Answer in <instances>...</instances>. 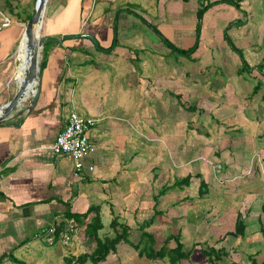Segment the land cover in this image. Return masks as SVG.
I'll return each mask as SVG.
<instances>
[{
    "label": "crops",
    "instance_id": "1",
    "mask_svg": "<svg viewBox=\"0 0 264 264\" xmlns=\"http://www.w3.org/2000/svg\"><path fill=\"white\" fill-rule=\"evenodd\" d=\"M157 1L158 18L150 16L142 6L137 10L131 0L124 4L123 0L49 1L42 35L56 40L46 42L41 55L44 65L38 103L32 113L0 127V264H60L59 255L76 264L75 259L87 253L81 254L79 233L66 256L59 238L53 245L46 242L45 230L54 226L58 230L61 224L66 229L77 223L68 218L70 214L83 215L91 207L100 208L102 222L106 216L112 217L111 222L117 217L121 224L128 225L132 241L131 232L154 215L155 197L167 188L158 198V210L172 217L180 209L186 226L191 219L199 223L210 205L209 175L214 166L210 158L217 154L223 173H218L222 176L220 195L224 197L227 189H236L231 193L235 195L243 187L239 194L249 201V206L245 213L243 207L227 209L218 204L214 207L216 224L235 228L241 215L245 235L233 237L240 241L248 238L251 227L262 231L261 219L254 222L256 211H251L264 207L259 205L260 194L253 188L258 179L252 173L247 182L244 174L258 161V148L264 144L260 138L264 133V74L242 71L243 58L230 45L228 35L233 32L247 51L245 61L250 68H256V51L252 49L264 46V0H232L240 4V10L226 0H192L197 1V17L204 5L213 7L203 16L200 41L204 31L206 38L187 56H191L192 63L183 70L166 62L165 56L172 52L165 41L172 43L170 38L177 34L178 20L191 1ZM98 4L102 12L93 18L87 11L96 13L94 6ZM12 6L0 0V14L12 19V25L0 33V106L16 94L18 52L28 24V17L17 12L16 3ZM222 10L226 14L220 13ZM251 18L258 25L253 33L249 28ZM142 20L152 27L157 25L162 33L156 28L152 31ZM239 20L241 24L237 26ZM209 25L218 27L224 39L216 41L210 36ZM256 34L257 45L252 48V42L244 36L251 40ZM66 35H91L99 47L89 38L60 39ZM188 35H193L192 29H179L181 44ZM203 59L206 68L222 70L223 86L213 90V85L201 77ZM259 82L262 88L255 94ZM72 113L97 121L90 132L95 150L86 157L85 169L78 177L74 175L72 159L66 155L57 158L51 149ZM18 123L22 125H12ZM212 148L216 150L211 155ZM195 151L200 155L196 163L199 172L193 166ZM260 158L264 163V154ZM236 167L244 171L235 177H241L243 182L237 179L235 184L229 177L232 174L224 171ZM189 175V186H174ZM201 180L207 183L208 193L197 201L203 212L195 214L191 210L197 205L189 207L192 201L178 205L174 199L181 192L185 194L182 199L188 201V197L192 198L190 190L199 193ZM246 182L248 188L244 187ZM163 204L169 207L162 210ZM94 216L92 213L82 218L80 225L87 227ZM103 225L106 227L104 222ZM191 226L194 224L188 227ZM120 244L116 253L100 264L118 256ZM263 251L249 253L247 264Z\"/></svg>",
    "mask_w": 264,
    "mask_h": 264
},
{
    "label": "rangeland",
    "instance_id": "2",
    "mask_svg": "<svg viewBox=\"0 0 264 264\" xmlns=\"http://www.w3.org/2000/svg\"><path fill=\"white\" fill-rule=\"evenodd\" d=\"M4 2L7 1L8 4L14 5L16 3L17 6V12L20 14V16L22 17H29L32 15V12L34 10L35 7V3L37 0H3ZM56 2V0H53ZM123 0V4H124ZM132 3H134L135 8L138 10L140 9V7L142 6V8L146 9V12L150 15L153 16L155 18L160 17L159 14V8H158V1L157 0H131ZM187 5H185V11L183 12V14L181 15V20H178L179 24H178V31L179 29H183V30H189L192 29L193 30V35H188V39L184 40V43L181 44L179 39H178V31L177 34L175 35V37H173L172 39L170 38L171 42L173 43V45L176 48H180V49H188L189 48H193L195 45H199V43L205 40L206 36L204 35L205 31L203 32V37L202 40L200 41L201 38V32H202V26H203V19L199 22V19L197 17V8H195V5H197V1H192ZM55 2H53L52 6L55 4ZM122 4V3H121ZM206 4V3H205ZM229 4V3H228ZM92 5V3H91ZM231 5V4H230ZM201 6V5H200ZM205 6V5H204ZM212 6V5H211ZM213 7V6H212ZM13 8V6H12ZM91 8V7H90ZM200 9V8H199ZM94 10L96 13H94V11H90L88 10V14H92L91 16H93V18H95L96 16L98 17L100 15V13L102 12V7L100 6V4L97 5V7L94 6ZM86 12V10H85ZM215 12L219 13V9H215ZM227 11L222 10L220 11V13L222 14H226ZM244 16H246L245 13H243ZM11 17V16H10ZM254 17V16H253ZM252 17V18H253ZM0 18H1V14H0ZM117 15L115 20L117 19ZM137 18V17H136ZM250 18V16H249ZM250 19L249 20V28L251 30V32H255L258 29V25H257V20L255 19ZM243 19V18H242ZM143 22L145 20H142ZM247 21V20H246ZM147 23L148 22H144ZM246 24V22H244ZM143 24V23H142ZM200 24V29H199V37H198V33H197V26H199ZM237 26H239L240 20L236 22ZM146 25V24H145ZM150 29L156 30L157 29V25H155V27H152L150 24H148ZM208 25V24H206ZM27 26V24H26ZM212 26V29H210V32L212 33L214 39L217 41H219V39H224L223 38V34L222 32L219 30L218 27H213V25H209ZM145 28H147L148 26H144ZM156 28V29H155ZM8 29V28H7ZM5 29V30H7ZM130 29L132 30L133 27H130ZM142 29V27H141ZM4 30V31H5ZM158 31H160L159 29H157ZM150 31V30H148ZM161 32V31H160ZM227 33V31H225ZM162 33V32H161ZM181 33V32H179ZM231 40V42L235 45L236 48H238V50H240V52L243 54L244 59L247 61V51H245V49L242 46V43L237 41V37H235L232 34L229 33L228 35ZM247 36L249 37V34H247ZM256 36L257 34L251 39L249 40V38H246V36H244V38L247 41H251V47L253 48L255 45H257V40H256ZM191 37V38H189ZM220 37V38H219ZM199 41V43L197 44V42ZM255 44V45H254ZM214 47V46H213ZM254 51H256L255 56L256 59L255 61H257V67L256 68H251V71L254 72H258L261 74H264V46L263 45H259L257 46V48L252 49ZM172 54L170 56H165L166 62L171 63L172 65H177L179 67V70H183L185 69L186 65H189L190 63H192V61L190 60V57L184 56L182 54H179L178 52L174 51L173 49H171ZM239 54V53H238ZM240 56V54H239ZM240 59V58H239ZM17 66H19V63L17 64ZM141 67V65H139ZM196 66L198 67V65L196 64ZM200 66H203V68L201 69L202 71H199L200 74L202 75L201 77L204 78L206 81H209L212 85H213V90L217 89L219 86H223L224 82H225V78L222 75V70L218 69V68H206V63L204 62V59L202 60V63L200 64ZM184 67V68H183ZM247 69V68H246ZM17 70V69H16ZM17 72H15L16 75ZM15 84L16 80H15ZM263 91V89H262ZM264 93V92H261ZM80 115V114H79ZM260 138L262 139V143H264V133L263 136H260ZM213 150L215 151L216 149L212 148L211 149V155ZM258 151L260 153H258V161L254 164H252L251 170L246 172L244 175H246L245 178H248L246 181L250 182V176L252 173H254V175L256 176V179H258V184H253V188L256 190V192H258L260 194V196L258 198H260V202L259 205L261 206V204H263L264 206V163L261 162V158L260 155L264 154V144L261 145L258 148ZM216 153V152H215ZM195 156L193 154L195 163L193 164L194 169L196 170V172H199V169L196 167V163H198V157L200 155L197 151H195ZM219 158V154L214 155L213 158H210V161L212 162V164L214 166L210 167V182H211V189H209L211 197L209 198V207L206 206V209L208 208V210H204L205 214V218L200 221L199 223H197V220L193 221L192 219L190 220L191 222H196V223H188V226L193 225L191 227L186 226V222L185 220H183V216L182 215V211L180 209H177L176 212H173L172 217L169 215L164 214V217L162 216H158L156 218V226H153L149 229H147V231L154 233L156 239H157V244L156 247H158V249L160 247H162L164 245V242L166 240V238L170 235V234H177L179 232H181V241L182 243L185 245V250L191 253V258L189 259H185L182 260L180 263L178 264H247V262H249L248 256H250L249 253L254 254L258 249L260 250H264V207H257V208H252V212L255 210L256 213L254 215V222H256L257 219H261V223L263 226V228L261 227L262 231H259L256 229H254V227H251L249 229V232L251 231V234H248V238H244L242 241L240 240H236L235 238H233V236H229L228 233L230 232H234L235 228L234 226L232 227H219L216 222H217V211L214 209V207H217L218 204H222L224 207H228L227 209H230L229 207H243V211H246V208L249 206V201H244V196L241 198V194H239L241 192V189L243 187H241V189H239L237 191V194L233 195L231 193L235 192L236 189L233 191L229 189L228 190V195L224 196L220 195V189L221 186V181H222V176H219L218 173L220 175H222V171L219 169V165L222 162L217 161ZM200 160V159H199ZM191 164V166H192ZM247 165H244L243 168H245ZM247 169V168H245ZM256 171H255V170ZM248 170V169H247ZM244 170H240L239 167L236 168H231L229 170L224 171L225 173H229L232 174L229 177H231L232 182L233 183H237L238 180L237 179H241V177H237L235 178L238 174V172L242 173ZM250 172V173H249ZM253 175V174H252ZM253 180V178L251 179ZM243 182V180H242ZM245 183L244 187L249 186L248 183ZM188 194L191 196L192 198L188 197V201L183 200L182 198L184 197L185 194H182L181 192H179V194L177 195V197L174 199V201H178V205H181V203L184 202V204H188L187 202H191L189 204V207H192L194 205H197L195 207H192L193 212H195V214H198L202 211V206L200 205L201 202H197L199 199H201L202 197L200 196V194L197 192V190L193 191L190 190V192H188ZM238 195V196H237ZM159 196V195H158ZM161 198V196H160ZM190 199V200H189ZM219 200H221L220 202H218ZM238 203V204H237ZM243 203V204H242ZM169 207V204L166 205H162V210L165 208ZM167 212V211H166ZM163 212V213H166ZM169 212V211H168ZM209 212H212V215H209ZM246 213V212H245ZM189 215H193V213H189ZM249 215V213H248ZM153 217V216H152ZM151 217V218H152ZM233 217H235V213H232V220ZM150 218V219H151ZM185 218V216H184ZM112 217H104L103 222L106 225V227L100 232V237L102 239H105L107 237H113L114 236V231L113 229H111L109 227V224L111 223ZM148 220V219H147ZM229 231V232H228ZM255 231V232H254ZM248 232V231H247ZM262 232L261 234H258ZM78 233L80 235V237L82 238V247H81V254L84 253L85 251L88 253L90 251H94L95 249V241L91 238L88 237V235L86 234V227L84 225H80L79 226V230ZM141 234L142 231L140 229H138L137 227L133 229V231L131 232V239L133 242H138V240L141 238ZM78 236V235H77ZM140 241V240H139ZM73 243L70 246H65L62 243V251L64 252V255L68 256V249L73 247ZM175 247V242L172 241L169 244V248H173ZM213 248V250L215 251H219V253L221 252H225L227 254L226 257L223 258V260H217L216 261V256H214L215 254H213V258L215 259V262H210L208 257L204 254V251H209ZM118 256H114L113 260L110 263H106V264H170L169 259L166 258L165 260H158V261H151L148 260L146 258H139L138 256V252H136V250L129 244H125L122 243L119 246V252L117 253ZM63 255V256H64ZM58 258L60 259V264H71L68 263L66 261H64L63 257L61 255L58 256ZM254 259H256L258 261V263H261L264 260V251L261 252L259 257H253ZM58 259V260H59ZM253 259V260H254ZM57 260V258H56ZM110 261V260H109Z\"/></svg>",
    "mask_w": 264,
    "mask_h": 264
},
{
    "label": "trees",
    "instance_id": "3",
    "mask_svg": "<svg viewBox=\"0 0 264 264\" xmlns=\"http://www.w3.org/2000/svg\"><path fill=\"white\" fill-rule=\"evenodd\" d=\"M226 3H229L233 6H235L237 9H241V6L239 3L236 1L232 0H226L224 1ZM211 6V4L204 6L198 13V19L199 22L203 19L205 11ZM31 16L28 17V21L30 20ZM199 29H200V24L197 26V33L199 37ZM165 39V38H164ZM171 49L174 51L178 52L179 54H182L184 56H189L193 52L197 50V45H195L193 48L189 50H183L176 48L172 43L169 41H165ZM199 41L197 42V44ZM230 45L233 47L234 50H236L241 57L243 58V66H242V71L247 72L251 71L250 66L247 64L245 61L243 54L238 50L232 42H230ZM199 46V45H198ZM247 68V69H246ZM262 88V83H258L255 88H254V93H258V91ZM199 177V175H198ZM191 178L192 176L189 175L188 177L177 181L174 186L177 187H184V186H189L191 183ZM168 188L164 191H162L159 196L155 197L156 205H155V212L154 215L151 219L148 221H145L141 226L140 230L142 231L141 234V239L138 243H133L130 239V227L125 224H121L118 221V218H114L113 221L110 224V228L113 229L114 231V236L113 237H107L105 239H102L100 237V232L105 228L102 222L101 214H100V208L99 207H91L85 214L83 215H78V214H70L68 216L69 219H74L77 221V223L80 225L83 223L82 218L87 219L92 213L95 214V216L92 218L91 222L87 225L86 227V234L88 235L89 238L93 239L96 243V247L94 251L91 254H82L79 257L75 259L76 264H100L102 262H105L108 258V256L111 253H116L117 251V246L124 242L129 245H131L136 252H138L139 258H146L151 261H158V260H165L166 258L169 259L170 264H178L182 260L189 259L191 258V253L185 250V245L181 241V235L180 233L177 234H170L162 247L158 249L156 247L157 244V239L155 235L147 229L151 228L155 222L156 218L159 216H163L164 213L163 211H159L157 206H158V198L162 196L161 194H164ZM199 193L200 196L203 197L208 193V185L204 180H201V184L199 187ZM66 229L64 226L58 227L57 232L60 234L61 232H64ZM246 231V224L242 220L241 215H239L236 226H235V231L228 233L229 236L233 237H241L245 235ZM174 241L175 242V247L169 248V244ZM204 254L208 257L210 262H215V259L212 257L213 254L216 256V261L217 260H223L224 257L227 256V254L223 251L219 253V251L213 250V248L209 251H204ZM251 264H259L256 260L252 261ZM261 264H264V260Z\"/></svg>",
    "mask_w": 264,
    "mask_h": 264
},
{
    "label": "water",
    "instance_id": "4",
    "mask_svg": "<svg viewBox=\"0 0 264 264\" xmlns=\"http://www.w3.org/2000/svg\"><path fill=\"white\" fill-rule=\"evenodd\" d=\"M49 1H36L31 18L25 28L22 43H25L27 49V66L24 70L23 80L20 83L16 80L17 91L13 99L0 106V127L10 124L27 113H32L38 103L41 94L44 65L41 55L45 52L46 42L56 40L42 35L44 17ZM79 38H89L99 47L97 39L91 35H66L60 39ZM12 125L20 127L22 123Z\"/></svg>",
    "mask_w": 264,
    "mask_h": 264
},
{
    "label": "built area",
    "instance_id": "5",
    "mask_svg": "<svg viewBox=\"0 0 264 264\" xmlns=\"http://www.w3.org/2000/svg\"><path fill=\"white\" fill-rule=\"evenodd\" d=\"M12 25V19L2 14L0 18V33ZM96 120L72 113L52 145L51 149L57 158L69 156L74 164L75 176L78 177L85 169V159L94 150L95 146L91 142L90 132L96 125ZM93 171V167H89ZM79 225L75 222L70 224L64 232H57L56 226L45 230L46 242L53 245L59 240L65 245L70 246L78 235Z\"/></svg>",
    "mask_w": 264,
    "mask_h": 264
},
{
    "label": "bare ground",
    "instance_id": "6",
    "mask_svg": "<svg viewBox=\"0 0 264 264\" xmlns=\"http://www.w3.org/2000/svg\"><path fill=\"white\" fill-rule=\"evenodd\" d=\"M26 52H27L26 45L25 43H22L18 52V54H20V56L18 57L20 66H18V70L14 78L15 80H17L18 83H20L23 80L24 70L27 66Z\"/></svg>",
    "mask_w": 264,
    "mask_h": 264
}]
</instances>
